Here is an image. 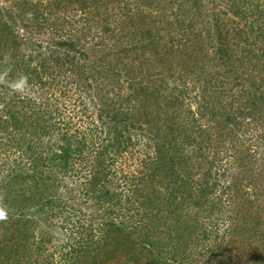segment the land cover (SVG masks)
<instances>
[{"label": "trees", "instance_id": "obj_1", "mask_svg": "<svg viewBox=\"0 0 264 264\" xmlns=\"http://www.w3.org/2000/svg\"><path fill=\"white\" fill-rule=\"evenodd\" d=\"M0 77V264H264V0H13Z\"/></svg>", "mask_w": 264, "mask_h": 264}, {"label": "rangeland", "instance_id": "obj_2", "mask_svg": "<svg viewBox=\"0 0 264 264\" xmlns=\"http://www.w3.org/2000/svg\"><path fill=\"white\" fill-rule=\"evenodd\" d=\"M12 1L13 0H0V7L10 6ZM46 4L48 6L51 3H49V1H47ZM45 11H46V9H45ZM19 30H20L21 34L31 36L35 41L40 42L42 45H45L46 42L50 41L49 40V38H50L49 34L37 33V32H31V31L29 32V31L23 30V28H21ZM161 44H163V42H161ZM160 53H161V57H164V59L162 60V63H165L168 65V59L170 60V57L168 56V54L164 53V50L160 51ZM150 58H151V56H150ZM150 58L149 57L147 58V63L149 62ZM151 61H152V64L154 65V63H157L159 60H157L155 58ZM170 62L177 63V65H175L176 67L172 66L173 69H175L176 73L172 74L171 76H168V77L166 75L165 79L163 81L158 80V83H160L161 91H162V93H164V95L171 94V92L177 93L178 88H182L183 84L180 83L179 80L183 79L185 77L183 66H184V68H186L187 71H190L191 68H194V66L187 67L186 62L183 63V62H180L178 60H170ZM161 64H159L158 66H160ZM143 66L145 68V65H143ZM43 77H44V75L42 76V78ZM5 84H7V82ZM196 88H200V87H196ZM78 122H80V120ZM91 213H92V211H91ZM89 215H90V212H89ZM92 215H93V213H92ZM101 218L102 217L100 215H96V213L94 212V215L92 217V221L97 223ZM219 228L221 229L222 226H220ZM220 232H222V229L220 230ZM186 249H187V252L190 254L188 259L190 260L191 264H201L202 263L200 258H196V260H195V257L192 256V253L195 251V244L187 245Z\"/></svg>", "mask_w": 264, "mask_h": 264}, {"label": "clouds", "instance_id": "obj_3", "mask_svg": "<svg viewBox=\"0 0 264 264\" xmlns=\"http://www.w3.org/2000/svg\"><path fill=\"white\" fill-rule=\"evenodd\" d=\"M0 83H3L2 77H0ZM27 85V77L21 76L18 81L15 82V85H10L13 91L22 93L24 88ZM8 219V213L4 207H0V221H6Z\"/></svg>", "mask_w": 264, "mask_h": 264}]
</instances>
